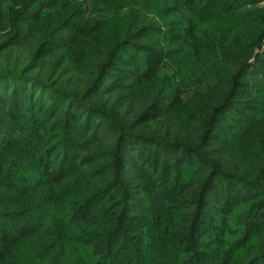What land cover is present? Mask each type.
Segmentation results:
<instances>
[{"label": "trees", "instance_id": "16d2710c", "mask_svg": "<svg viewBox=\"0 0 264 264\" xmlns=\"http://www.w3.org/2000/svg\"><path fill=\"white\" fill-rule=\"evenodd\" d=\"M245 1L0 0V80L52 93L48 106L45 98L27 102L22 88L6 85L11 82L0 88V264H264V199L249 202L251 194L264 191L258 190L264 182V60L254 55L264 24L254 20L257 9L239 13ZM26 22H33L29 30ZM117 63L118 72L128 69L122 78L134 71L129 84L151 81L149 94L156 97L137 105L133 121L124 125L141 126L151 135L148 142L177 151L166 155L158 147L147 156L152 162L147 173H155L161 159L162 171L174 173L175 191L156 194L154 216L140 219L145 226L135 238L128 236L135 231L129 194L108 201L121 178L90 191L88 179L104 181L111 174H88L69 190L64 185L78 170L73 154L54 165L49 158L72 138L59 134L46 142L40 128L54 107L129 85L118 78L99 90ZM259 75L263 83L254 87L261 95L243 106L251 121L241 117L224 125L237 92ZM60 128L65 132V121ZM68 129L72 134L74 128ZM211 140L230 141V155L259 165V174L241 162L231 166L202 154L190 161L192 167L181 168L179 153H200ZM119 157L121 165L125 156ZM221 164L231 173L216 167ZM216 178L239 187L219 197ZM180 181L184 190L189 185L197 190L196 208L182 216L166 211L185 193L177 188ZM94 222L98 228L91 227ZM116 235H124L118 248Z\"/></svg>", "mask_w": 264, "mask_h": 264}, {"label": "rangeland", "instance_id": "374dc122", "mask_svg": "<svg viewBox=\"0 0 264 264\" xmlns=\"http://www.w3.org/2000/svg\"><path fill=\"white\" fill-rule=\"evenodd\" d=\"M4 7L8 8V12L10 11V1H6L2 3ZM1 4V7L3 8ZM241 10L239 13H244L248 9H257L259 10L260 14H255V22L264 24V0H246L245 3L240 7ZM245 10V11H244ZM244 11V12H242ZM26 27L29 30L30 27L33 25V22H26ZM254 55H258V58L264 60V39L260 42V45L256 48V53ZM252 56L250 61L255 60V56ZM121 65L117 63L116 69H111L105 80L100 83V89H109L112 83L117 80L118 78L121 79L122 75H128L127 73L123 74L122 71H126L128 69H122V71L118 72V68ZM122 68V66H121ZM264 68V66L262 67ZM127 72V71H126ZM134 75V71L130 73L129 77H124L121 81H124L129 84L130 78ZM11 82L6 85H12L16 88H22L23 93L21 94L23 99H26L27 102L34 101L38 98L39 101L45 98L47 104L51 102V92H47L48 90L42 91L41 89H37L35 87H31L32 91H30L29 87H23V83L13 82L9 80H0V88L5 85L4 83ZM150 82L148 81L146 84L138 85L129 84V85H122L119 88L112 89V92H105L103 93L102 97L97 96L94 99H87L83 100L80 104H69L68 102L66 106L64 105V109L54 107L52 113H50L49 117H46L40 123V128L42 130V134L46 138V142L53 140L52 136H57L62 134L67 139L72 138L70 142H63L60 150H55L54 153L51 154L49 158V162L51 165L57 163L58 159L63 161L64 159H71L73 154L74 167L78 168L77 173L75 175L69 176L68 182L64 185L69 190L74 186L77 181L83 180L86 178L88 174H98L104 171L101 176H104L106 173L111 174L107 176L104 181H95L97 177H93L92 187L90 189L93 190L100 186L103 182L112 180L111 183H117V177L121 178L122 184L117 185L111 190L109 193L108 201L109 202H116L117 200H121V196L126 193L129 194L131 200L129 203V215L131 226L134 228V232L129 233V237H139L141 233H137L141 230L142 226L138 222L140 219H144V217L148 218L147 216L153 217L154 210H155V197L158 192H169L173 193L175 191V185L171 184L173 180H175L174 173L166 169V172L162 171L160 159L159 163L157 164L158 169L155 173H147L148 168L151 166L152 162L151 159H147V156H151V152H153L158 147L159 150L165 152L168 155V152H177L175 149H169L165 147H161L159 144H153L147 141L150 139V134L147 130L142 129V127L134 128L130 127L131 124L124 125L126 121H133L131 112L137 107L139 104H147L152 103L156 97L153 94H149L151 92ZM250 86L243 87L240 91L237 92L236 99H234L233 107L228 111V118L231 117L229 123H225L232 125L235 119L243 118L244 120H248L250 122L252 115L248 109H245L243 106L249 103L252 99L261 95L260 90L257 91L256 87L259 83H263L261 80V76H253L250 77ZM3 84V85H2ZM108 87V88H107ZM11 88V87H10ZM156 95V94H155ZM35 98V99H34ZM61 99V97H59ZM236 100V101H235ZM24 103H26L24 101ZM62 104V103H60ZM105 106V109H100ZM254 108H258V103H253L252 105ZM64 110V111H63ZM100 110H106L108 113L107 116L101 115ZM156 112H161L160 109H155ZM130 112V113H129ZM254 113V112H252ZM261 116L262 114H258L257 116ZM65 116V118H64ZM19 120L25 121L27 117H18ZM17 120V119H16ZM65 121L66 130L73 129L72 134H68L64 132L63 128H60ZM75 124V125H73ZM223 124L220 127L224 126ZM228 125V128H229ZM72 126V127H71ZM162 127L161 124H156L155 129L159 130ZM132 132L134 135H125L122 137L121 134H126V132ZM155 131V130H154ZM223 130L216 129L215 134L216 136L219 133H222ZM226 134L229 130H225ZM259 130L254 131L257 134ZM122 137V139H121ZM78 139V143L80 145L74 150L73 141ZM123 146V144H125ZM69 144V147L68 145ZM68 147V149H67ZM202 149V148H201ZM232 143L228 140L222 142H216L211 140V142L206 145L200 153H193V151H189L191 153H179L183 157L184 161L182 162V167L185 168L187 164L192 167L191 160L194 161L199 154L203 156H209L208 159L211 161H224L225 163L233 164L231 166L238 165L239 162L243 163V166H247L251 172H255L259 174L260 166L253 165L251 161L246 159H235L232 157L231 150ZM2 150V149H0ZM73 152V153H72ZM141 154V157H140ZM125 156V161L119 164L120 157ZM178 157V158H179ZM172 161H175V158H172ZM216 161V163H218ZM141 164H144L143 166ZM199 163H195L197 165ZM17 166V165H16ZM142 166V167H141ZM219 170H229L224 167V164L220 166L216 165ZM130 169V170H128ZM192 171V168H190ZM159 170L163 173V175L159 172ZM184 174H188V170H182ZM100 176V175H99ZM220 181V182H219ZM226 182L227 189L225 192H222L221 186L224 185L223 182ZM218 180L216 178L215 183L216 187L215 190L220 188V195L219 197H223L226 195L227 192L233 189H237L239 185H237L232 180ZM261 187L258 189L264 188V182H260ZM182 181L177 184V188L183 189L181 185ZM184 190V189H183ZM183 190L181 192H183ZM250 190L254 189H246L245 193H248ZM195 186L189 185L186 190H184V194L180 195L179 199H176L172 202L168 207H166V211L169 214H172L175 211L178 212L181 216L185 213H192L194 208H196V194ZM232 192V191H231ZM264 193V191H263ZM263 193H253L251 194L252 197L249 198V202L253 200L261 201L263 200ZM88 193L87 195H89ZM86 195V196H87ZM227 198V197H226ZM162 205L164 203H161ZM241 205H244L242 201ZM175 207V208H174ZM119 208V206H118ZM162 209V208H161ZM210 209V208H209ZM164 211V210H161ZM92 228H98L99 224L95 222L91 224ZM124 235H116L114 236L113 240H118V242L113 243L114 248H118L121 240ZM124 249L118 253L116 256H121V253Z\"/></svg>", "mask_w": 264, "mask_h": 264}]
</instances>
